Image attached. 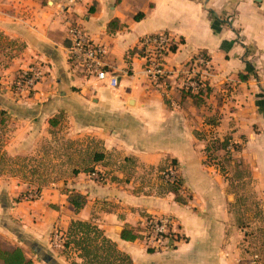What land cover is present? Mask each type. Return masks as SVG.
<instances>
[{
    "label": "crops",
    "instance_id": "crops-1",
    "mask_svg": "<svg viewBox=\"0 0 264 264\" xmlns=\"http://www.w3.org/2000/svg\"><path fill=\"white\" fill-rule=\"evenodd\" d=\"M67 5L0 0V125L12 129L5 157L35 155L62 126L74 141L91 143L89 160L70 166L74 175L40 190L36 202L23 201L21 178L0 177V235L33 264H87L81 251L65 248L73 222L97 227L132 264H244L254 252L264 257L254 243L264 236V0H83L69 14ZM68 17L108 50L118 88L72 66ZM160 32L176 42L166 59L174 78L199 54L209 58L210 93L200 101L179 89L180 81L167 90L148 83L140 42ZM33 66L45 79L31 95L15 94L17 73ZM212 135L230 139L240 172L208 162ZM96 155L103 160L95 162ZM170 163L183 180L179 194L162 178ZM87 169H99L104 181ZM239 175L251 182L259 215L237 192ZM72 193L87 199L80 211L68 201ZM154 216L178 221L170 247L157 251L142 236ZM130 229L140 235L134 242L121 237Z\"/></svg>",
    "mask_w": 264,
    "mask_h": 264
},
{
    "label": "built area",
    "instance_id": "built-area-1",
    "mask_svg": "<svg viewBox=\"0 0 264 264\" xmlns=\"http://www.w3.org/2000/svg\"><path fill=\"white\" fill-rule=\"evenodd\" d=\"M83 0H68L64 12L69 14L76 5ZM68 35L71 45L68 50L69 61L72 66L86 77L95 78L104 86L116 89L120 86L117 71L108 60V50L96 44L89 36L85 28L78 22L68 17ZM176 49V42L168 32L147 35L140 42L142 59L144 60V75L151 88L167 90L173 81L179 89L188 93L198 94L206 92L207 81L205 76L209 70L210 60L205 54L196 56L178 75L174 78L167 69L166 59ZM45 79V73L39 66L30 67L20 71L11 85L12 91L19 95H31L35 92L38 84ZM231 148H229L230 150ZM90 176L98 182H103L99 169H95ZM164 180L172 187L182 190L181 180L174 167H170L163 173ZM41 198L37 190L27 193L24 200L36 202ZM178 221L171 216L149 217L143 227V240L149 248L161 250L170 247L172 234L176 232ZM60 240V239H59ZM244 264H264V257L260 254H251Z\"/></svg>",
    "mask_w": 264,
    "mask_h": 264
},
{
    "label": "rangeland",
    "instance_id": "rangeland-1",
    "mask_svg": "<svg viewBox=\"0 0 264 264\" xmlns=\"http://www.w3.org/2000/svg\"><path fill=\"white\" fill-rule=\"evenodd\" d=\"M0 42H3L1 37ZM3 59L5 62H8V58ZM69 129L68 126L56 128L55 130L58 131L53 133L54 139L48 141L46 145L44 144L35 155L31 154L29 156L19 157H9L6 155L7 157L5 160L0 163V177H5L7 179L19 177L25 182V194H23L22 197L23 201H25L24 198L27 193L32 190L40 191L48 187H58L54 184L74 175L73 173L75 170L71 167L77 166L76 164L78 162L89 160V155H87L86 152L90 150L91 143L86 140H83L81 143L79 141H74L72 137H69ZM11 130L9 124L4 127L0 125V149L4 152L5 147L10 142ZM206 142L207 147L211 148L210 152L207 154L208 162L218 164L219 166H225L230 170L233 168L232 171L234 174L235 172H240L239 168L236 169V163L232 164L235 161L229 159V156H226L225 152L221 150L222 141L217 135L210 136L206 139ZM170 167L175 168L181 180V185L183 186V180L179 175V169L176 165L172 163L168 164L163 173ZM87 170L90 171L91 169ZM93 171H91V173ZM236 175H238V173ZM239 176L236 178V181L239 182L237 186L239 190H237V192H240L241 196L247 200L246 209L254 215H259V204L253 192L251 182L246 181L242 175ZM263 237L259 235L254 242L257 246L255 250L262 254H264ZM25 250L27 251V249Z\"/></svg>",
    "mask_w": 264,
    "mask_h": 264
},
{
    "label": "trees",
    "instance_id": "trees-1",
    "mask_svg": "<svg viewBox=\"0 0 264 264\" xmlns=\"http://www.w3.org/2000/svg\"><path fill=\"white\" fill-rule=\"evenodd\" d=\"M143 14L136 16L135 20L139 21L143 18ZM176 49L174 48V51ZM209 94L210 90L206 92L201 91L198 94L188 93L192 99L199 100L205 94ZM3 121L1 124L3 125ZM51 125H55V121L51 122ZM221 150L225 152L229 159H232V153L229 150L231 145L230 139H225L222 142ZM234 151H241L240 146L233 145ZM214 148V147H212ZM211 148L207 147V154ZM5 153L0 149V162L5 160ZM103 155H96L95 162L103 160ZM91 172V170H86ZM173 193L179 194V188L172 187ZM182 202L181 199L178 198ZM68 201L75 207L77 211L83 209L87 203V199L77 193H72L69 196ZM68 240L65 243V248L73 247L76 250L81 251V257L85 259L87 264H132L130 257L120 254L115 245L107 240L103 233L95 226L88 223L73 222L68 231ZM122 239L127 242H134L139 239L140 235L135 230H124L121 235ZM0 264H33V261L27 256L24 249L19 246H13L9 241L0 235Z\"/></svg>",
    "mask_w": 264,
    "mask_h": 264
},
{
    "label": "water",
    "instance_id": "water-1",
    "mask_svg": "<svg viewBox=\"0 0 264 264\" xmlns=\"http://www.w3.org/2000/svg\"><path fill=\"white\" fill-rule=\"evenodd\" d=\"M257 2H260L261 0H256Z\"/></svg>",
    "mask_w": 264,
    "mask_h": 264
}]
</instances>
